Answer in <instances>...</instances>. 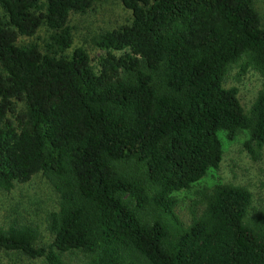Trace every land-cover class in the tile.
Here are the masks:
<instances>
[{"label":"trees","instance_id":"trees-1","mask_svg":"<svg viewBox=\"0 0 264 264\" xmlns=\"http://www.w3.org/2000/svg\"><path fill=\"white\" fill-rule=\"evenodd\" d=\"M101 0H0V189L40 174L57 194L52 241L0 228V253L62 264H264V211L246 222L249 192L216 184L182 226L172 193L221 159L218 132L264 147V83L248 114L222 87L242 57L264 81V28L253 0H118L126 26L93 40L98 71L71 45L70 14ZM46 32L41 45L32 39ZM16 103L23 109L16 110ZM140 165L143 181L126 174ZM148 191L151 193L148 194Z\"/></svg>","mask_w":264,"mask_h":264},{"label":"rangeland","instance_id":"rangeland-1","mask_svg":"<svg viewBox=\"0 0 264 264\" xmlns=\"http://www.w3.org/2000/svg\"><path fill=\"white\" fill-rule=\"evenodd\" d=\"M253 7L259 16L260 25L264 28V0H253ZM2 15L0 10V19ZM130 19V12L118 0L96 1L84 14H70L66 25L70 31L71 45L64 54L69 56L74 49H82L88 57L89 65L97 72L98 61L106 53L119 57L124 51L99 49L92 41L105 32L128 25ZM45 36V30L40 28L32 39L21 40L35 41L41 45ZM263 83L259 74L247 66L246 58L242 57L226 68L222 87L236 88L237 101L243 113L248 114ZM22 109L21 103H16V110ZM217 137L222 151L217 168L209 169L190 188L171 194L175 200L172 212L182 226H187L191 218L199 214L205 194L216 184L240 186L249 192L250 204L246 211V222L255 220L264 211V147L257 149L250 143L254 154L252 158L244 148V142L248 139L245 131L238 132L231 141L226 139L224 132H218ZM125 171L134 179L143 181L140 165L130 163ZM57 201V194L39 173L24 183H16L10 190L0 189V228L29 226L35 231V246L47 248L52 241V235L48 231V215L57 209ZM60 261L62 264H85L88 257L80 251H72L61 254ZM0 264L48 263L42 257L28 258L11 251L0 253Z\"/></svg>","mask_w":264,"mask_h":264}]
</instances>
